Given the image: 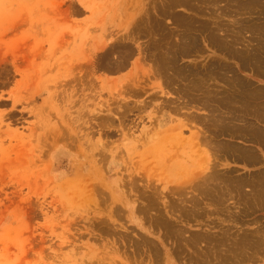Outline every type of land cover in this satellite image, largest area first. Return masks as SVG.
Segmentation results:
<instances>
[{
	"label": "rangeland",
	"instance_id": "374dc122",
	"mask_svg": "<svg viewBox=\"0 0 264 264\" xmlns=\"http://www.w3.org/2000/svg\"><path fill=\"white\" fill-rule=\"evenodd\" d=\"M239 1L194 0L192 10L171 5L173 14L164 18L170 31L180 33L183 25L187 31L198 29L201 22L207 32H195L200 51L165 63L159 55L139 54L147 34L128 40L132 54L114 41L131 14L160 0H0V264H200L202 258L207 261L201 264H264V244L259 253L251 249L252 242L264 238V167L233 168L230 163L236 161L201 145L203 133L212 135L213 122L205 115L210 110L188 103L184 90L199 79L190 72L194 68L200 66L198 76L210 87L218 84L223 90L227 80L214 76L215 59L221 60L219 71H226L237 68V53L264 55V0ZM214 31L232 50L215 51ZM165 76L174 81L166 83ZM235 106L222 126L238 136L242 127ZM100 108L109 111L104 122L96 112ZM257 181L262 189L254 186ZM200 183L215 188L208 194L198 189ZM142 192L155 202L142 200ZM138 204L148 210L137 211ZM158 213L169 218L172 236L157 225ZM177 228H183L182 238L174 234ZM197 232L214 234V242L206 238L187 246L183 239ZM241 232L248 241L237 246L239 255L231 245ZM220 252L225 261L219 260Z\"/></svg>",
	"mask_w": 264,
	"mask_h": 264
},
{
	"label": "bare ground",
	"instance_id": "6f19581e",
	"mask_svg": "<svg viewBox=\"0 0 264 264\" xmlns=\"http://www.w3.org/2000/svg\"><path fill=\"white\" fill-rule=\"evenodd\" d=\"M194 1V0H193ZM192 1V2H193ZM203 2V1H205V0H199V3H201V2ZM210 1H212V0H210ZM209 1V2H210ZM214 1V0H213ZM230 1V0H229ZM237 1V0H236ZM239 1V0H238ZM250 1V0H249ZM252 1V0H251ZM255 1V0H254ZM192 2L191 3H189V0H160V2L159 3H156V2H153V5L151 6V7H149V6H146L145 4L143 5V7H141L138 11H136L135 13H133V15L131 14L128 18L130 19L124 26H123V28H121V30H120V32H121V37H117L114 41L116 42H114L115 44H117V45H121V46H123V47H125L124 49H126V50H124V51H126V53H129V52H131V49H130V47L128 46V40H132V41H134V36H140V35H146L147 34V36H149V41H148V43H146L145 45H144V47H138V50H139V54H141V56H143V55H145V54H147L146 55V57H148V56H158L159 55V58H158V60H161V61H164L165 63H176V59L179 57V56H181V55H184V54H188V53H190L191 51L193 52H196L195 50L196 49H199V38H198V36L196 37V35H198V34H195V32L197 31V32H199L200 31V33L202 34V32H203V30L204 31H206L205 29H203L204 27H202L203 25V23H201V22H198V29H194L195 28V26H194V28H193V26L191 25V24H189V25H191V26H189V27H191L190 29H188V31H187V28L186 27H184V25H183V28L182 29H180V33H178L177 31L179 30H175V32H176V34H175V32L173 31L172 32V30L170 31L168 28H167V25H166V20L164 21V18H165V16L166 15H168V14H173V12L171 11V10H169L170 8H172L171 7V5H173V4H180L181 6L183 5V6H188L189 7V5L191 4L192 5ZM207 2H208V0H207ZM208 2V3H209ZM240 2V1H239ZM243 2V1H242ZM256 2V1H255ZM263 2V1H262ZM143 3V2H142ZM193 3H197V5H198V1L197 2H193ZM208 3H206V4H208ZM248 3V2H247ZM258 3V2H257ZM139 4V3H138ZM205 4V3H204ZM241 4V3H240ZM249 4H251V3H249ZM190 5V8L192 7ZM194 5V4H193ZM210 5V4H209ZM175 6V5H174ZM202 6V4H200V6H197V7H199V10L201 9L200 7ZM212 6V5H211ZM245 6V5H244ZM176 7V6H175ZM187 7V8H188ZM189 8V9H190ZM193 8H191V10H192ZM196 9V8H195ZM198 9V8H197ZM209 9V8H208ZM198 10V11H199ZM202 10V9H201ZM211 10V9H210ZM213 10V9H212ZM242 10V9H241ZM196 11V10H195ZM219 11V10H218ZM249 11H251V9L249 10ZM256 11V10H255ZM193 12V11H192ZM202 12H203V10H202ZM215 12V11H214ZM217 12V11H216ZM223 12V11H222ZM243 12V11H242ZM244 12H246V11H244ZM209 13V12H208ZM211 13V12H210ZM225 13V12H224ZM252 14H253V12H251ZM263 13V12H262ZM183 14V13H182ZM187 15H189L188 13H186ZM201 14V13H200ZM206 14V13H205ZM243 14H245V13H243ZM242 14V15H243ZM256 14V13H255ZM193 15V14H192ZM219 15V14H218ZM220 15H222L221 13H220ZM219 15V16H220ZM264 15V14H263ZM179 16V15H178ZM191 16V15H190ZM195 16V15H194ZM196 16H197V14H196ZM201 16V15H200ZM205 16V15H204ZM215 16V15H214ZM230 16V15H229ZM228 16V17H229ZM261 16V15H260ZM208 17V16H207ZM232 17V16H231ZM230 17V18H231ZM263 17V16H262ZM261 17V18H262ZM178 18L179 17H177V19H176V21H180V19L178 20ZM182 18V17H181ZM203 18V17H202ZM210 18H211V15H210ZM214 18V17H213ZM223 18V17H222ZM167 19V18H166ZM201 19V18H200ZM206 19V18H205ZM248 19V18H247ZM175 20V19H174ZM217 20V19H216ZM186 21H187V19H186ZM215 21V20H214ZM225 21V20H224ZM223 21V22H224ZM234 21V20H233ZM172 22H173V20H172ZM217 22V21H216ZM248 22V21H247ZM191 23V22H190ZM209 23V22H208ZM222 23V22H221ZM230 23V22H229ZM211 24V23H210ZM210 24H208V25H210ZM223 24V23H222ZM221 24V25H222ZM181 25V24H180ZM235 25H237V24H235ZM182 26V25H181ZM181 26H178V28H180ZM230 26V25H229ZM228 26V27H229ZM173 27V26H172ZM205 27H206V25H205ZM224 27V26H223ZM247 27V26H246ZM257 27V26H256ZM175 28V27H174ZM196 28H197V26H196ZM201 28V29H200ZM209 28H212V27H209ZM213 28H215V27H213ZM212 28V29H213ZM220 29H221V27H219ZM254 28V27H253ZM171 29V28H170ZM217 29V28H216ZM223 29V28H222ZM221 29V30H222ZM207 30H208V28H207ZM218 30V29H217ZM225 30V29H224ZM248 30H249V28H248ZM156 31H160V33H159V36L158 37H156L155 35V32ZM202 31V32H201ZM210 31V30H209ZM213 31V30H212ZM238 31V30H237ZM207 32V31H206ZM215 32V31H214ZM218 32V31H217ZM264 32V31H263ZM119 33V32H118ZM118 33H116V34H118ZM172 33H173V35H172ZM178 33V34H177ZM204 33V32H203ZM223 33V32H222ZM227 33V32H226ZM257 33V32H256ZM155 34V35H154ZM174 34L176 35V38H175V40H173L174 39ZM215 34V35H214ZM214 34H212L211 35V41H210V43L214 46V49H215V51H219L220 49H229V51L230 50H232V49H230V44H228V43H225V42H223L224 40H222L219 36V34H217L216 32L214 33ZM231 34V33H230ZM250 34V33H249ZM200 35V34H199ZM206 35V34H205ZM263 35V34H262ZM120 36V35H119ZM238 36H241V35H237V37ZM245 36H247L246 34H245ZM212 37H214V38H212ZM258 37V36H257ZM262 37V36H261ZM139 38V37H138ZM173 38V39H172ZM209 38V39H210ZM241 38V37H240ZM263 38V37H262ZM207 39V38H206ZM226 39V38H225ZM236 40H239V39H236ZM245 40V39H244ZM249 40V39H248ZM261 40V39H260ZM243 42V41H242ZM247 42V41H246ZM252 42V41H251ZM254 42V41H253ZM263 42L264 41H262V43L261 44H263ZM143 43V42H142ZM241 43V42H240ZM113 43H110V45H112ZM130 44V43H129ZM243 44V43H242ZM110 45H109V47H110ZM114 45V44H113ZM112 45V46H113ZM258 45V44H257ZM264 45V44H263ZM232 46H235V45H232ZM260 46H262V45H260ZM200 47H201V45H200ZM204 47V46H203ZM256 48V47H255ZM262 48V47H261ZM122 49V48H121ZM120 50V49H119ZM118 50V52H121V50L119 51ZM124 51H122V52H124ZM198 51V50H197ZM199 51H200V49H199ZM237 51V50H236ZM252 51V50H251ZM225 52V51H224ZM234 52V51H233ZM264 52V51H263ZM108 53V51L106 52V54ZM125 53V52H124ZM126 53H125V56L124 57H126ZM215 53V52H214ZM247 53V52H246ZM246 53H244V54H246ZM248 53H251V52H248ZM253 53V52H252ZM119 54V53H118ZM121 54V53H120ZM123 54V53H122ZM130 54V53H129ZM131 54H132V52H131ZM198 54V53H197ZM238 54V53H237ZM109 55V54H108ZM111 55V54H110ZM219 55V54H218ZM232 55V54H231ZM253 55H256V56H258V55H260V53H253ZM253 55L252 56H250L251 57V59H252V57H253ZM119 56V55H118ZM156 56V57H157ZM229 56V55H228ZM242 56V55H241ZM107 57V56H106ZM121 57H122V55H121ZM156 57H154V58H156ZM183 57V56H182ZM225 57V56H224ZM234 57V56H233ZM232 57V58H233ZM262 57V56H261ZM227 58V57H226ZM255 58V57H254ZM259 58V57H258ZM111 59H113V58H111ZM116 59V58H115ZM142 59V58H141ZM148 59V58H147ZM213 59V58H212ZM241 59H244L243 58V56H242V58ZM260 59V58H259ZM261 59H263V58H261ZM114 60V59H113ZM117 60V59H116ZM119 60H120V58H119ZM122 60H123V58H122ZM146 60V59H145ZM158 60H156L155 59V61H157L158 62ZM178 60H180V59H178ZM245 60V59H244ZM248 60H249V57H248ZM264 60V59H263ZM88 61V60H87ZM115 61V60H114ZM118 61V60H117ZM121 61V60H120ZM124 61V60H123ZM143 61V60H142ZM149 61V60H148ZM220 61L221 60H219L218 58L217 59H215V62H214V72H213V74H214V76L215 77H219V79H221V73L219 74V70H220V68H222L220 65H221V63H220ZM242 62V61H241ZM245 62V61H244ZM88 63V62H87ZM86 63V64H87ZM109 63H110V61H109ZM114 63V62H113ZM117 63H119V62H117ZM121 63H122V61H121ZM207 63V62H206ZM222 63H223V61H222ZM226 63V62H225ZM89 64V63H88ZM95 64V63H94ZM110 64H112V63H110ZM158 64V63H157ZM161 64V63H160ZM260 64V63H259ZM159 65V64H158ZM169 65V64H168ZM171 65V64H170ZM174 65V64H173ZM180 65V64H179ZM207 64H205V66H206ZM222 65H224V64H222ZM226 65V64H225ZM261 65V64H260ZM107 66V65H106ZM114 66V65H113ZM123 66H124V64H123ZM165 66V65H164ZM204 66V67H205ZM207 66H209V65H207ZM234 66V65H233ZM243 66L245 67L246 65L245 64H243ZM94 67H95V65H94ZM115 67V66H114ZM116 67H117V65H116ZM152 67V66H151ZM159 67H161V66H158L156 69H158ZM166 67V66H165ZM164 67V68H165ZM169 67H171V66H169ZM179 66H177V68H178ZM181 67V66H180ZM179 67V68H180ZM198 67V66H197ZM196 67V68H197ZM200 67V66H199ZM199 67L197 68V69H193V71L192 70H190V72H192V73H195V72H197V76H196V78H199V79H194L196 82H193L192 80H191V84H190V81H189V84H190V86H188V85H185V86H188V88L186 89H184V90H186L187 91V93L189 92V102L188 103H190V104H192L193 106H195L194 104H196V105H199V108H201L200 106H205L206 108L205 109H207V108H209V109H207V110H210V112H207V114H205L206 115V117L208 116L209 118H208V121H210V123H212V125L213 126H211V124L210 123H208V125L209 126H211V127H209L208 125V127H209V130L211 131V133H212V135L211 134H209V135H207L208 137H213V136H219V135H221L222 133L221 132H223V126H222V122H224V127H225V123H226V121L228 120V118H229V116H228V114H229V109H230V107H231V109H230V111L232 110V106L234 107L236 104H238L237 102H239V97H241L240 95L242 94V92H243V90H248V89H242L241 91V94H238L237 92H235L234 91V88L233 87H231L232 86V84H230L231 86H229V84L227 83V87L225 88V89H223V90H221V89H218L217 87H219L220 88V86L218 85H213L212 83H211V85H213L214 87H210L208 84H207V82H206V79H204V78H202V77H200V76H198L200 73L199 72H201L202 70H200L199 69ZM204 67H201V68H203V69H205ZM212 67V66H211ZM225 67H230V66H225ZM235 67V66H234ZM110 68H113V67H111L110 66ZM162 68V67H161ZM206 68H208V67H206ZM210 68V67H209ZM209 68H208V70H209ZM213 68V67H212ZM212 68H210L211 70H212ZM94 69V68H93ZM153 69V68H152ZM160 69V68H159ZM182 69V68H181ZM179 70V69H177L178 71L177 72H180V73H182L183 72V70ZM191 69V68H190ZM225 69V68H224ZM234 69V68H233ZM257 69V68H256ZM259 69V68H258ZM257 69V70H258ZM107 70V69H106ZM114 70V69H113ZM176 70V69H175ZM188 70V69H187ZM232 70V69H231ZM260 70H261V68H260ZM157 71H159V70H157ZM161 71V70H160ZM159 71V72H160ZM171 71V70H170ZM204 71V70H203ZM210 71V70H209ZM233 71V70H232ZM144 72H147L146 70L144 71ZM153 72V71H152ZM168 72H169V70H168ZM172 72V71H171ZM171 72H170V75H171ZM175 72V71H174ZM189 72V71H188ZM205 72H208V71H205ZM222 72V71H221ZM228 72H231V71H228ZM148 73V72H147ZM146 73V74H147ZM155 73V72H154ZM153 73V74H154ZM186 73V72H185ZM199 73V74H198ZM210 72H208V73H205V74H209ZM212 73V72H211ZM223 73H225V72H223ZM152 74V73H151ZM152 74V75H153ZM184 74V73H183ZM225 74H227V69H226V73ZM224 74V75H225ZM157 75V74H156ZM184 75H186V74H184ZM183 75V76H184ZM153 76H155V75H153ZM163 76V75H162ZM161 76V77H162ZM174 76V75H173ZM202 76H203V74H202ZM206 77L208 76V75H205ZM210 76H211V74H210ZM166 77L167 76H165V81H166V83L167 82H169V84H171V82H173L174 81V79H172L171 77V79L170 78H168L167 77V79H166ZM184 77H186V76H184ZM194 77V76H193ZM204 77V76H203ZM225 77V76H224ZM224 77H222V78H224ZM156 78V77H155ZM160 78V77H159ZM173 78H175V77H173ZM228 78V77H227ZM236 78V77H235ZM239 78V77H238ZM243 78V77H242ZM186 79V78H185ZM191 79V78H190ZM189 79V80H190ZM212 79H214V78H212ZM224 79H226V77L224 78ZM164 80V79H163ZM211 80V79H210ZM234 80V79H233ZM237 80V79H236ZM215 81V80H214ZM224 81V80H223ZM229 81V80H228ZM249 81V80H248ZM226 82V81H225ZM231 82V81H230ZM239 82V81H238ZM241 82V81H240ZM247 82V81H246ZM165 83V82H164ZM184 83V82H183ZM224 83V82H223ZM243 83V82H242ZM163 84V83H162ZM186 84H188V83H186ZM216 84V83H215ZM238 83H236V85H237ZM246 84V83H245ZM244 84V85H245ZM166 85V84H165ZM234 85V84H233ZM171 86V85H170ZM169 86V87H170ZM237 86H239V85H237ZM236 86V87H237ZM158 87L160 88V86L158 85ZM176 87V86H175ZM181 87H184V85L182 84V86ZM231 87V88H230ZM251 87H253V86H251ZM166 88H167V86H166ZM173 88V87H172ZM232 88H233V90H232ZM168 89V88H167ZM171 89V88H170ZM182 89V88H181ZM236 90L238 89V88H235ZM256 89V88H255ZM173 90V89H172ZM183 90V91H184ZM238 90H240V89H238ZM237 90V91H238ZM261 90V89H260ZM182 91V90H181ZM253 91V90H252ZM255 91V90H254ZM245 93H246V91H244ZM260 91H258V93H259ZM263 92V91H262ZM138 93V92H137ZM179 93V92H178ZM244 93V94H245ZM251 93V92H250ZM255 93V92H254ZM253 93V94H254ZM252 94V95H253ZM133 95V94H132ZM248 95H250V94H246L245 96H243L242 98H246V96H248ZM257 95H259V94H257ZM260 95H261V93H260ZM260 95H259V98H260ZM262 95H264V94H262ZM262 95H261V97H262ZM254 96V95H253ZM248 97H251V95L250 96H248ZM254 97H256V95L254 96ZM244 98V99H245ZM252 98V97H251ZM175 99V98H174ZM173 99V100H174ZM187 98H185V99H183V100H186ZM248 99V98H247ZM246 99V100H247ZM253 99V98H252ZM252 99H248L249 101L250 100H252ZM256 99V98H255ZM242 100V99H241ZM246 100H245V102H246ZM254 100V99H253ZM258 100V99H257ZM175 101V100H174ZM243 101V100H242ZM170 102H171V100H170ZM244 102V101H243ZM260 102V101H259ZM169 103V102H168ZM187 103V104H188ZM194 103V104H193ZM242 103V102H241ZM247 103V102H246ZM251 103V105H252V107H253V109H254V104H252V102H250ZM250 103H248L249 105H250ZM253 103H257V102H253ZM260 103H263V101L262 102H260ZM243 104V103H242ZM264 104V103H263ZM239 105V104H238ZM238 105H237V107H238ZM241 105V104H240ZM239 105V106H240ZM245 105H247V104H245ZM249 105H248V107H249ZM251 105H250V110H253V109H251ZM258 105V104H257ZM257 105H255L256 106V108H257ZM261 105V104H260ZM264 106V105H263ZM119 107V106H118ZM125 107V106H124ZM191 107V106H190ZM246 107V106H245ZM248 107H247V109H248ZM128 108V107H127ZM127 108H125V109H127ZM235 108H236V106H235ZM255 108V109H256ZM234 109V108H233ZM236 109H238V108H236ZM243 109V108H242ZM246 109V110H247ZM262 109H264L263 107H262ZM119 110V109H118ZM243 110H245V108L243 109ZM259 109H257V111H258ZM120 111V110H119ZM248 111V113H249V109L247 110ZM254 111V110H253ZM260 111H262V110H260ZM98 114H99V116H100V118L99 119H101L100 121H102V122H104V120H102L103 118V116L104 115H106L107 114V112H109V111H106V108H100V109H98V111H96ZM225 112H226V117H225ZM236 112V111H235ZM254 112H256V110L254 111ZM125 113V112H124ZM123 113V114H124ZM240 113V112H239ZM247 113V114H248ZM253 113V112H252ZM251 113V111H250V114H248V115H251L252 114ZM111 114V113H110ZM122 114V113H121ZM191 114V113H190ZM256 114V113H255ZM264 113H262V115H263ZM125 115V114H124ZM123 115V116H124ZM193 115V114H192ZM191 115V116H192ZM232 115V114H231ZM234 115V114H233ZM236 115V114H235ZM241 115V114H240ZM115 116H116V114H115ZM114 116V117H115ZM199 117H201L200 116V114L198 115ZM197 116V117H198ZM238 116V115H237ZM242 116V115H241ZM253 116V115H252ZM257 117H259L260 118V116L261 115H259L258 113H257V115H256ZM264 116V115H263ZM194 118L196 117V115L195 116H193ZM234 117V116H233ZM118 118V117H117ZM121 118V117H120ZM201 118H203V117H201ZM240 118H242V117H240ZM240 118H238V120L240 121ZM248 118V117H247ZM263 117H261V119H262ZM106 119V118H105ZM113 119V118H112ZM197 119V118H196ZM212 119V120H211ZM225 120V121H223V120ZM231 119H233V118H230L229 120H231ZM235 119V118H234ZM233 119V121H235ZM243 119H245L244 117H243ZM252 119V118H251ZM250 119V120H251ZM237 120V119H236ZM237 120V121H238ZM246 120V119H245ZM248 120V119H247ZM120 121H121V119H120ZM202 121V120H201ZM244 120H242V122H243ZM106 123H107V121H105ZM111 122H112V120H111ZM204 122V121H203ZM229 122V121H228ZM247 122V121H246ZM120 123V122H119ZM230 123V122H229ZM228 123V124H229ZM239 123V122H238ZM256 123V122H255ZM231 124H232V122H231ZM231 124H230V126H231ZM235 124H237L236 122H235ZM261 124H262V122H261ZM241 125V124H240ZM243 125V124H242ZM241 125V126H242ZM246 125V127L248 126V123L246 124V123H244V126ZM249 125H250V123H249ZM253 125V127H254V129L255 130H257V131H259V132H261L260 130H258V129H256V125L253 123L252 124ZM251 125V126H252ZM255 125V126H254ZM226 126H227V123H226ZM233 126H234V124H233ZM232 126V127H233ZM251 126H249V128L251 129ZM236 127H238V125L236 126ZM240 127V126H239ZM238 127V128H239ZM246 127H242V128H240V130H242V131H244V129H246ZM227 128V127H226ZM248 128V127H247ZM261 128V127H260ZM229 129H231V127L229 128ZM234 129V128H233ZM236 129V128H235ZM208 130V129H207ZM208 130V131H209ZM249 131H251V130H249ZM227 132V131H226ZM226 132H223V133H226ZM251 132H253V130L251 131ZM231 137H233V136H236L235 135V133H232V132H227ZM243 133V132H242ZM254 133V132H253ZM227 134V135H228ZM239 135H240V133H238ZM257 134V133H256ZM260 134V133H259ZM203 136H204V133L202 134ZM244 135V134H243ZM246 136L247 135H249L248 133L247 134H245ZM261 135V134H260ZM254 136V135H253ZM258 136V135H257ZM256 136V137H257ZM228 137V136H227ZM237 137V136H236ZM242 138H244L243 136H241ZM249 136H247L246 138H248ZM255 137V138H256ZM259 137H261V136H259ZM219 138V137H218ZM222 138V137H221ZM221 138H219V139H221ZM241 138V139H242ZM250 138V137H249ZM251 138H253V137H251ZM250 138V139H251ZM258 138V137H257ZM211 139H213V138H211ZM254 139V138H253ZM209 140V139H208ZM214 140V139H213ZM226 140V139H225ZM218 142L219 141H222V140H217ZM209 142V141H208ZM216 141H214L213 143H215ZM225 141H223V142H220V143H224ZM227 142H228V140H227ZM226 142V143H227ZM210 143V142H209ZM219 143V144H220ZM226 143H225V145H226ZM232 143H233V141H232ZM231 143V144H232ZM261 143H263L264 144V141L263 142H261ZM212 144V143H211ZM221 144V145H222ZM227 144H230V143H227ZM256 144V143H255ZM259 144H260V142H259ZM262 144V145H263ZM213 145H215L216 146V144H213ZM224 145V144H223ZM222 145V146H223ZM227 146H229V145H227ZM231 146V145H230ZM234 146V145H233ZM218 147H219V145H218ZM217 147V148H218ZM236 147V146H235ZM234 147V148H235ZM211 148H215V147H211ZM222 149V148H221ZM237 149H239V147L237 148ZM224 150H226V149H224ZM235 150V149H234ZM239 150H241V149H239ZM243 150V149H242ZM230 151H231V149H230ZM238 151V150H237ZM248 151V150H247ZM227 152H229V150L227 149ZM240 152V151H239ZM252 152V151H251ZM223 153H226V152H223ZM232 153V152H231ZM230 153V154H231ZM234 153H236V152H234ZM254 153V152H253ZM227 154V153H226ZM229 154V153H228ZM229 154V155H230ZM233 154V153H232ZM244 154H245V151H244ZM243 153H242V155H240V154H238V155H240V156H243L244 155ZM247 154H249V152L247 153L246 152V155ZM257 154V153H256ZM235 155V154H234ZM234 155H233V157H234ZM250 155V154H249ZM254 155V154H253ZM229 157V156H228ZM236 157V156H235ZM243 158V160L245 159V158H247V161L250 163V164H256V163H260L261 162V159L259 158V157H257V155L256 156H251V157H242ZM236 161H241L242 159H241V157L239 158V157H237V158H234ZM245 161H246V159H245ZM244 161V162H245ZM246 163V162H245ZM246 164H248V163H246ZM261 164H263V161L261 162ZM229 169V168H228ZM231 169V168H230ZM215 171V170H214ZM200 172V171H199ZM223 173V172H222ZM259 173V172H258ZM264 173V172H263ZM195 174V173H194ZM212 173L210 172V174L209 175H211ZM214 174V173H213ZM213 174H212V176H213ZM217 175V174H216ZM216 175H214V177L216 176ZM211 176V177H212ZM220 176V175H219ZM230 176V175H229ZM231 177V176H230ZM202 178V177H201ZM207 178V177H206ZM206 178H205V180H206ZM229 178V177H228ZM246 178V177H245ZM244 178V179H245ZM258 178H260L259 176H258ZM208 179H209V177H208ZM214 179V178H213ZM236 179V178H235ZM240 179V178H239ZM256 180V179H255ZM262 180V179H261ZM204 181V180H203ZM202 181V182H203ZM214 181V180H213ZM231 181V180H230ZM237 181V180H236ZM241 181V183H242V179L240 180ZM239 181V182H240ZM245 180H243V182H244ZM248 181L249 180H247V183H248ZM254 181V180H253ZM186 182H188V181H186ZM221 182H222V180H221ZM228 182V181H227ZM226 182V183H227ZM238 182V181H237ZM250 182V181H249ZM258 182V181H257ZM263 182V181H262ZM183 183H184V181H183ZM203 183H205V182H203ZM229 183V182H228ZM227 183V184H228ZM241 183H239L238 185H237V183H236V186H235V188H239L240 189V184ZM247 183H245L246 185H247ZM254 183H255V181H254ZM201 184V183H200ZM200 184H198V189H201L200 191H202V189L204 190V192L205 193H208V194H211V193H209V192H211V190L213 189V188H215V186L214 187H208V185L206 184V186H205V184L203 185V184H201V186H200ZM217 184V183H216ZM225 184V183H224ZM231 184V183H230ZM214 185V184H213ZM219 185V184H218ZM222 185V184H221ZM232 185V184H231ZM248 185H251V184H248ZM247 185V186H248ZM259 185V182H258V184H256V185H254V186H258ZM262 185H264V183L262 184ZM195 186H196V184H195ZM200 186V187H199ZM209 186H211V185H209ZM227 186H229V185H227ZM233 186V187H234ZM226 187V186H225ZM231 187V186H230ZM229 187V188H230ZM232 187V188H233ZM243 186H241V188H242ZM249 187V186H248ZM263 188H264V186H262ZM222 187L220 186V189H221ZM252 188V187H251ZM258 188V187H257ZM257 188H254V189H257ZM259 188H261V185L259 186ZM258 188V189H259ZM219 189V187L217 188V190ZM219 189V190H220ZM223 189H225V188H223ZM222 189V190H223ZM237 189H234L233 188V190H237ZM250 189V188H249ZM262 189V188H261ZM216 190V191H217ZM222 190H220V192H222ZM225 190H227V188L225 189ZM224 190V191H225ZM231 191H232V193H234V191L232 190V189H230ZM251 190V189H250ZM213 191V190H212ZM231 191H228V192H231ZM249 192V191H248ZM158 194L157 193V191L155 190L154 192H153V194ZM201 193H203V192H201ZM218 193H219V191H218ZM223 193V192H222ZM222 193H221V195H222ZM225 193V192H224ZM250 193H252V191L250 192ZM257 193H260V191L258 190L257 191ZM142 194H143V192L141 193V197H142ZM147 194H149V193H147ZM216 194V193H215ZM226 194V193H225ZM245 194V193H244ZM262 194V191H261V193H260V195ZM145 195V194H144ZM206 195V194H205ZM220 195V194H219ZM220 195V196H221ZM248 195H251V194H248ZM253 195H254V192H253ZM252 195V196H253ZM258 194H256V195H254V196H257ZM263 195H264V192H263ZM151 196V195H150ZM150 196H144V197H142V200H146V199H151V198H149ZM209 196V195H208ZM253 196V197H254ZM259 196V195H258ZM151 197H153V195L151 196ZM156 197H158V195L156 196ZM252 197V198H253ZM261 197V196H260ZM260 197H258L259 199H260ZM264 197V196H263ZM253 199H257V197L255 198H253ZM252 199V200H253ZM261 199H262V197H261ZM144 200V201H145ZM153 200H154V202H155V199L153 198ZM153 200L151 199L150 201H149V203L150 202H153ZM246 200V199H245ZM258 200V199H257ZM263 202V201H262ZM146 203V202H145ZM147 204V206H149L148 205V203H146ZM151 204H155V203H151ZM146 206V205H145ZM145 206H141V205H137L135 208H136V210L137 211H145ZM154 207V206H153ZM152 207V209H154ZM146 210H148V209H146ZM182 210V209H181ZM158 211V210H157ZM156 211V212H157ZM146 212H148V211H146ZM145 212V213H146ZM151 212V211H150ZM154 212H155V209H154ZM160 212H162V211H160ZM182 212V211H181ZM144 213V214H145ZM152 213V212H151ZM141 214H143V213H141ZM159 215L161 214V213H158ZM147 214H145V216H146ZM149 215H150V213H149ZM148 215V216H149ZM152 216H153V214L150 216L151 218H152ZM163 217V216H162ZM161 217V215H160V218H158V220H156V223H157V225H162V226H164L165 228H167V235H169L170 234V236H172L171 234H172V231H173V228H170V227H172V225H171V223H170V221H168L169 220V218L166 220V219H163ZM178 217V216H177ZM148 218V217H147ZM154 219V217L152 218V221H154L153 220ZM180 220V219H179ZM255 220H256V218H255ZM149 221H151V220H149ZM259 221V220H258ZM178 222H180V221H178ZM178 222H176V223H178ZM155 223V224H156ZM152 224H153V222H152ZM151 224V226H153ZM154 224V225H155ZM175 224V223H174ZM181 226H182V224H180ZM161 226V227H162ZM154 228H155V226H153ZM159 227V226H158ZM183 227V226H182ZM258 228V227H257ZM156 229H157V227H156ZM164 229V228H163ZM185 229V228H184ZM165 230V229H164ZM229 230V229H228ZM165 232H166V230H165ZM164 232V233H165ZM229 232H230V230H229ZM249 232V231H248ZM163 233V232H162ZM183 233V228H177V229H175V232H174V234H176V236L177 235H181ZM231 233V232H230ZM236 233V232H235ZM242 233V232H241ZM241 233H240V235H241ZM225 234H227V233H225ZM243 235H241L242 236V238H240L241 236L237 233V236L239 235L240 237H237L234 241H232L233 242V244L231 243V241H230V243L232 244L231 246H232V248H238V247H240V246H238L239 245V243L241 242V243H243V240L244 239H246V233H242ZM250 234V233H249ZM254 234V233H253ZM255 234H256V232H255ZM254 234V235H255ZM263 234V233H262ZM163 235V234H162ZM165 235H166V233H165ZM214 235V234H213ZM212 235V233H211V235H210V233L208 234V232H202V233H195L194 234V236H192V238H190V236H188L187 237V240H185V239H183V242H185V244L187 245V246H192L193 247V245H194V247H196V244H197V242H202V241H204V242H208V240L210 241V242H214V241H212V239L213 238H215L214 236ZM234 235V234H233ZM254 235H252V236H254ZM170 236H169V238H170ZM174 236V235H173ZM182 236L183 235H181V238H182ZM222 237H225V235H221ZM227 236V235H226ZM229 236V235H228ZM251 236V235H250ZM257 236H259V235H257ZM163 237V236H162ZM168 236H166V238H167ZM180 236H177V238H179ZM185 238H186V236H184ZM183 237V238H184ZM218 237H219V235H218ZM218 237L216 238V240L218 239ZM230 237V236H229ZM165 238V237H164ZM173 238H175V240L177 241V239H176V237H173ZM208 240H207V239ZM221 238V237H220ZM219 238V240H223V238L222 239H220ZM240 239L239 241H238V243L237 244H234V243H236L235 241H237V239ZM259 239H257L256 240V236H255V240L256 241H254V242H252L251 243V249L254 251V253L257 251L258 253H259V248L261 247V246H263V244H264V238H262L261 236L260 237H258ZM171 239V238H170ZM226 239V238H225ZM224 239V243L228 240L229 241V239H226L225 240ZM143 240H145V239H143ZM219 240H217V241H219ZM247 241H248V239H246ZM227 241V242H228ZM247 241H245V243H247ZM252 241V240H251ZM182 242V243H183ZM210 242H209V244H210ZM216 242V241H215ZM181 244V243H180ZM206 244H208V243H206ZM208 244V245H209ZM213 243H211V245H212ZM225 244H227V243H225ZM225 244H223V246H228V248H230L231 246L230 245H225ZM228 244H229V242H228ZM248 244H250V242L249 243H247V246H249ZM156 245V244H155ZM182 245V244H181ZM181 245H180V247H181ZM184 245V244H183ZM183 245H182V247H183ZM208 245H206V246H208ZM215 245V244H214ZM213 245V246H214ZM217 245V244H216ZM243 244H241V247H243V246H245V245H243ZM230 246V247H229ZM234 246V247H233ZM238 246V247H237ZM178 247V246H177ZM179 247V248H180ZM181 247V248H182ZM211 247V246H210ZM209 247V248H210ZM241 247H240V249H241ZM152 248H154V250H155V246L154 247H152ZM158 248V247H157ZM181 248H180V250H181ZM203 248V247H202ZM205 248V247H204ZM203 248V249H204ZM209 248L207 249L208 250V253H209ZM217 247L215 246V250H217L216 249ZM232 248H231V251H232V253L234 252V254L238 251V253L240 252L239 251V249H234V250H232ZM262 248V247H261ZM211 249V248H210ZM212 251H215L214 250V247H212ZM220 249V248H219ZM249 249V248H248ZM149 250V249H148ZM152 250V249H151ZM158 250H160L159 248H158ZM158 250H156L155 252H157ZM178 250V249H177ZM176 250V251H177ZM202 250V249H201ZM224 250V249H223ZM226 250V249H225ZM230 250V249H229ZM244 250H245V247H244ZM244 250H242L241 252H242V255H243V252H244ZM161 251V250H160ZM211 251V252H212ZM228 251V250H227ZM225 252V253H228V252ZM248 251V250H247ZM151 252L152 251H150V254H151ZM159 252V251H158ZM179 252V251H178ZM181 252H182V250H181ZM218 252V251H217ZM216 252V253H217ZM224 252V251H223ZM256 252V253H257ZM154 253V252H153ZM202 253H207V251L206 252H202ZM214 253V252H213ZM212 253V254H213ZM216 253L214 254V255H216ZM221 253V252H220ZM231 253V254H232ZM238 253L236 254V257H237V255H238ZM245 253V252H244ZM250 253V252H249ZM248 252L246 253V254H249ZM158 254L159 253H157V254H155V255H157L158 256ZM161 254V253H160ZM159 254V255H160ZM168 253H166V255H167ZM205 254H204V256H205ZM222 254H224V253H221V255L219 254V256H220V258H219V260L221 259V260H224V259H222L221 258V256H222ZM230 254V253H229ZM152 255V254H151ZM239 255H241L240 253H239ZM161 257H162V255H160ZM168 256V255H167ZM211 256V255H210ZM231 256H233V254L231 255ZM244 256L245 255H243V258H244ZM152 257H156V256H154V254L152 255ZM206 257V256H205ZM208 257V256H207ZM213 257V256H212ZM215 257V256H214ZM235 257V256H234ZM246 258H247V256H245ZM158 258V257H157ZM209 258V257H208ZM216 258V257H215ZM154 259V258H153ZM206 259V258H205ZM210 259V258H209ZM217 259V258H216ZM239 259V258H238ZM155 261H156V258L154 259ZM158 260V259H157ZM202 262H204V261H207V260H204L203 258H202ZM226 260V259H225ZM224 260V261H225ZM227 261H229L228 259H227ZM158 262V261H157ZM201 262V263H202ZM245 262V261H244ZM200 263V264H201ZM204 263H206V262H204ZM237 263V262H236ZM199 264V263H198Z\"/></svg>",
	"mask_w": 264,
	"mask_h": 264
},
{
	"label": "crops",
	"instance_id": "0c3cea01",
	"mask_svg": "<svg viewBox=\"0 0 264 264\" xmlns=\"http://www.w3.org/2000/svg\"><path fill=\"white\" fill-rule=\"evenodd\" d=\"M243 56V58L245 59H241L242 58V56ZM250 55H253V54H249V53H247V54H237V55H235L234 57H238V60L236 61V63H237V68L236 69H232V70H227V74H225L226 73V71L225 70H222V72L220 71L219 72V74L221 73V76L222 77H226V85H224V87L226 86L227 87V83L229 84V86H231L230 84H232V86L231 87H233L234 88V91L235 92H237L238 94H241V90L242 89H248V90H243V92H242V94L240 95L241 97H239V102H238V104L240 105H238V108H239V118L240 117H242V118H240L241 120L239 121V123H241V127H246V125L244 126V123H248V128L246 127V129H244V131H240V135H236V136H233V137H231L230 135L228 136V135H219L218 137L219 138H221V139H219L216 135L215 136H213V137H208V136H206L207 135V132H205V136H200V139H199V141H200V144L202 145V144H204L205 146H209V148H210V151H212L213 153H214V155L215 156H217V157H220V158H230V159H232V161H236L234 158H237V157H241V161L239 162V161H236V162H231L230 164H234V167L233 168H238V169H241V170H246V168H250V169H257L258 167H260L261 165H263L262 167H264V164H261V162L262 161H264V144L263 143H261V142H263L264 141V114L262 115V113H264V109H262V107L264 108V95H262V94H264V55H258V56H256V55H253V57H252V59H251V57H250ZM262 56V57H261ZM248 57L250 58L249 60H248ZM255 57V58H254ZM260 59H259V58ZM261 58H263V59H261ZM242 61V62H241ZM245 61V62H244ZM261 65H260V64ZM243 64H245L246 66L244 67L243 66ZM258 70H257V69ZM260 68H261V70H260ZM228 71H231V72H228ZM223 72H225V73H223ZM225 74V75H224ZM221 77V78H222ZM224 77V78H225ZM228 77V78H227ZM236 77V78H235ZM239 77V78H238ZM243 77V78H242ZM224 78H222L223 80H224ZM234 79V80H233ZM237 79V80H236ZM229 80V81H228ZM249 80V81H248ZM231 81V82H230ZM239 81V82H238ZM241 81V82H240ZM247 81V82H246ZM243 82V83H242ZM236 83H238L237 85H239V86H237L236 85ZM246 83V84H245ZM234 84V85H233ZM245 84V85H244ZM237 86V87H236ZM251 86H253V87H251ZM225 87V88H226ZM230 87V88H231ZM233 88H232V90H233ZM235 88H238V89H240V90H236ZM256 88V89H255ZM261 89V90H260ZM253 90V91H252ZM255 90V91H254ZM244 91H246V93L244 92ZM258 91H260L259 93H258ZM263 91V92H262ZM251 92V93H250ZM255 92V93H254ZM245 93V94H244ZM254 93V94H253ZM260 93H261V95H262V97H261V95H260ZM246 94H250L251 95V97L254 99H252L251 97H248V96H250V95H248V96H246V98L244 99V98H242L243 96H245ZM255 96L256 95V97H254L253 95ZM257 94H259L260 95V98H259V95H257ZM250 98V99H252V100H248V99ZM256 98V99H255ZM244 101H242V100ZM247 99V100H246ZM258 99V100H257ZM245 100H246V102H245ZM262 102L263 101V103H260V102ZM243 104H242V103ZM250 102H252V104H254V109H253V107H252V105H251V103ZM253 102H257V103H253ZM248 103H250V105H251V109H253L254 111L256 110V112H254L253 110H250V105L248 104ZM245 104H247V105H245ZM258 104V105H257ZM261 104V105H260ZM248 105H249V107H248ZM255 105H257V108H256V106ZM246 106V107H245ZM247 107H248V109H249V113H248V109H247ZM245 108V110H243V109ZM256 108V109H255ZM247 109V110H246ZM257 109H259L258 111H257ZM260 110H262V111H260ZM250 111H251V115H248V114H250ZM248 113V114H247ZM256 113V114H255ZM257 113L259 114V115H261L260 116V118L259 117H257L256 115H257ZM242 116H241V115ZM253 115V116H252ZM243 117L246 119H243ZM248 117V118H247ZM261 117H263L262 119H261ZM252 118V119H251ZM248 119V120H247ZM251 119V120H250ZM242 120H244L243 122H242ZM247 121V122H246ZM256 122V123H255ZM261 122H262V124H261ZM249 123H250V125H249ZM255 124L254 126L256 127V129H258V130H260L261 132H259V131H257V130H255L254 129V127H253V125L252 124ZM252 125V126H251ZM249 126H251V129L249 128ZM261 127V128H260ZM249 130H253V132H251V131H249ZM243 132V133H242ZM249 134V135H247V136H249L250 138L251 137H253V138H246L247 136L245 135V134ZM257 133V134H256ZM261 135H260V134ZM244 134V135H243ZM254 135V136H253ZM258 135V136H257ZM228 136V137H227ZM241 136H243L244 138H242ZM258 138H257V137ZM259 136H261V137H259ZM256 137V138H255ZM211 138H213V139H211ZM242 138V139H241ZM209 139V140H208ZM226 139V140H225ZM217 140H222V141H217ZM227 140H228V142H227ZM210 143H209V142ZM214 141H216L215 143H213ZM223 141H225L223 144L222 143H220V142H223ZM232 141H233V143H232ZM230 143V144H227V143ZM259 142H260V144H259ZM212 143V144H211ZM220 143V144H219ZM225 143H226V145H225ZM232 143V144H231ZM256 143V144H255ZM213 144H216V146L215 145H213ZM223 146H222V145ZM263 144V145H262ZM218 145H219V147H218ZM227 145H229V146H227ZM231 145V146H230ZM234 145V146H233ZM236 146V147H235ZM211 147H215L214 149L213 148H211ZM218 147V148H217ZM235 147V148H234ZM239 147V149H241V150H239V149H237ZM222 148V149H221ZM224 149H226V150H224ZM227 149L229 150V152H227ZM230 149H231V151H230ZM235 149V150H234ZM243 149V150H242ZM238 150V151H237ZM248 150V151H247ZM240 151V152H239ZM244 151H245V154H244ZM252 151V152H251ZM223 152H226V153H223ZM233 154H232V153ZM234 152H236V153H234ZM246 152L248 153L249 152V154H247L246 155ZM254 152V153H253ZM230 155H229V154ZM242 153L244 154L243 156L244 157H251V156H256L257 155V157H259L260 159H262V161L260 162V163H256V164H250L248 161H247V158H245L246 159V161H245V159L243 160V156H240V155H242ZM257 153V154H256ZM235 154V155H234ZM238 154H240V155H238ZM254 154V155H253ZM233 155H234V157H233ZM229 156V157H228ZM236 156V157H235ZM246 163H248V164H246ZM242 171V172H243Z\"/></svg>",
	"mask_w": 264,
	"mask_h": 264
}]
</instances>
